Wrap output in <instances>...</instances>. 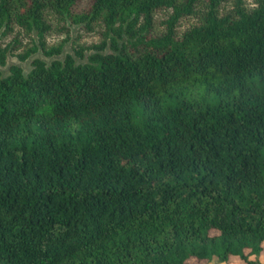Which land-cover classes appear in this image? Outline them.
Masks as SVG:
<instances>
[{
  "label": "trees",
  "instance_id": "16d2710c",
  "mask_svg": "<svg viewBox=\"0 0 264 264\" xmlns=\"http://www.w3.org/2000/svg\"><path fill=\"white\" fill-rule=\"evenodd\" d=\"M66 24L0 74V264L264 259V0H0V64Z\"/></svg>",
  "mask_w": 264,
  "mask_h": 264
},
{
  "label": "rangeland",
  "instance_id": "374dc122",
  "mask_svg": "<svg viewBox=\"0 0 264 264\" xmlns=\"http://www.w3.org/2000/svg\"><path fill=\"white\" fill-rule=\"evenodd\" d=\"M68 29V38L62 43L59 53L53 54L51 56H46L42 53L41 50L36 49V51L29 53V55L24 60H19L15 56V53L19 52L17 50H12L10 52V49L6 51L5 58L3 64H0V74L1 76H5L8 73V68L11 65H18L22 71L23 74H25L30 69V62L34 58L41 59L46 64L49 63L50 60L56 59L59 61H62L65 55H70L73 57L75 62H81L85 61L86 55L91 52V49H85L82 54L83 56L77 57L73 52V42H78L82 44H91L96 43L99 40L100 33L102 31V27L98 25H94L92 30H85L83 28H80L78 25H72V24H66ZM64 36L59 33L53 34V36H48L47 43L48 45H51L55 43L57 40H60ZM22 43L28 42L27 38H22ZM0 42L1 38H0ZM6 40L4 39L2 43H5ZM108 42V41H107ZM120 42V39L118 43ZM23 46V45H22ZM21 46V48H23ZM20 48V49H21ZM103 51H111L108 48V44H106ZM235 258H231V260H234Z\"/></svg>",
  "mask_w": 264,
  "mask_h": 264
},
{
  "label": "crops",
  "instance_id": "0c3cea01",
  "mask_svg": "<svg viewBox=\"0 0 264 264\" xmlns=\"http://www.w3.org/2000/svg\"><path fill=\"white\" fill-rule=\"evenodd\" d=\"M208 264H224V263H222V262H220V261H217V260H215L214 258L213 259H211L209 262H208ZM255 264H264V259H263V257H258V259L256 260V263Z\"/></svg>",
  "mask_w": 264,
  "mask_h": 264
},
{
  "label": "water",
  "instance_id": "95a60500",
  "mask_svg": "<svg viewBox=\"0 0 264 264\" xmlns=\"http://www.w3.org/2000/svg\"><path fill=\"white\" fill-rule=\"evenodd\" d=\"M18 66V65H17Z\"/></svg>",
  "mask_w": 264,
  "mask_h": 264
}]
</instances>
